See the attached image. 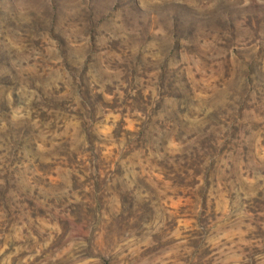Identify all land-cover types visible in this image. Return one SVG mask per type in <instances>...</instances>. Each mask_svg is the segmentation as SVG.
Returning <instances> with one entry per match:
<instances>
[{"label":"rangeland","instance_id":"rangeland-1","mask_svg":"<svg viewBox=\"0 0 264 264\" xmlns=\"http://www.w3.org/2000/svg\"><path fill=\"white\" fill-rule=\"evenodd\" d=\"M0 264H264V0H0Z\"/></svg>","mask_w":264,"mask_h":264}]
</instances>
